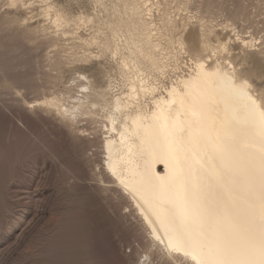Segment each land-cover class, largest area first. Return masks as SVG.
<instances>
[{"label": "bare ground", "instance_id": "obj_1", "mask_svg": "<svg viewBox=\"0 0 264 264\" xmlns=\"http://www.w3.org/2000/svg\"><path fill=\"white\" fill-rule=\"evenodd\" d=\"M90 1V16L51 0L42 14L61 34L94 29L77 38L97 53L78 61L107 81L80 74L70 106L43 108L69 125L105 112V179L167 259L264 264V39L174 19L160 0Z\"/></svg>", "mask_w": 264, "mask_h": 264}, {"label": "rangeland", "instance_id": "obj_2", "mask_svg": "<svg viewBox=\"0 0 264 264\" xmlns=\"http://www.w3.org/2000/svg\"><path fill=\"white\" fill-rule=\"evenodd\" d=\"M51 1L72 16L99 9L90 0ZM160 3H167L174 19L231 29L255 44L264 39V0ZM41 4L0 0V264H185L149 242L105 179V112L95 110L69 125L43 108L42 101L55 96L70 106L80 96V74L90 82L106 83L107 77L96 61H78L97 53L77 38L89 40L94 29L78 24L61 34Z\"/></svg>", "mask_w": 264, "mask_h": 264}]
</instances>
